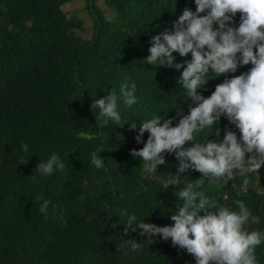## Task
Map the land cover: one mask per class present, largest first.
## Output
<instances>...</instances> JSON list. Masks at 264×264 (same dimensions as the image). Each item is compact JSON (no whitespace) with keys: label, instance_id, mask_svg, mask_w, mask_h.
<instances>
[{"label":"trees","instance_id":"obj_1","mask_svg":"<svg viewBox=\"0 0 264 264\" xmlns=\"http://www.w3.org/2000/svg\"><path fill=\"white\" fill-rule=\"evenodd\" d=\"M70 1L0 0V264H195L171 238L155 236L148 245L139 229L122 236L126 225L117 214L127 209L146 222L173 225L170 217L182 203L176 193L201 177L192 169L178 173L174 153L165 154L155 173L130 154L144 146L135 139L141 122L161 116V123L172 118L175 126L178 113L189 112L191 99L178 84L183 69L154 67L143 58L151 37L173 28L186 7L195 11V0H103L110 16L96 0H87L88 27L77 12L62 9ZM240 15L234 18L237 27ZM173 55L176 62L191 59V53ZM251 67L218 77L210 72L198 91L208 97L226 78ZM125 78L136 84L137 103L128 109L121 104L122 119H129L123 127L110 122L101 130L91 104L113 89L119 93ZM132 122L137 128L129 130ZM228 128L240 137L222 116L197 140L222 141ZM24 143L28 152L21 149ZM100 148L105 168L97 170L90 154ZM53 152L65 169L51 176L35 172ZM248 179V185L237 177L221 187L206 181L200 190L234 210L233 202L243 200L252 213L246 227L264 231V165ZM37 196L51 201L47 216ZM128 238L140 241L142 250L118 251ZM256 255L264 264V243Z\"/></svg>","mask_w":264,"mask_h":264},{"label":"clouds","instance_id":"obj_2","mask_svg":"<svg viewBox=\"0 0 264 264\" xmlns=\"http://www.w3.org/2000/svg\"><path fill=\"white\" fill-rule=\"evenodd\" d=\"M195 4L196 10L186 7L173 28L151 37L149 55L143 58L144 63L154 67L183 69L178 84L185 98L191 99L189 112L178 113L180 119L175 126L172 118L161 123V116L141 122L135 139L144 146L132 149L130 154L141 158L149 173H155L158 165L166 163L165 154L174 153L179 160L178 173L192 169L201 177L176 193L182 203L170 217L173 225L158 226L120 209L117 214L126 225L122 236L139 229L148 245L155 242V236L165 241L171 238L173 246L186 249L195 258V264H258L256 249L264 243V231H249L246 227L252 213L245 202L235 200L238 210H234L227 203L218 204L200 189L206 181L221 187L237 177L248 185V177L258 174L264 165V0H195ZM237 13L241 14L238 27L234 19ZM174 53L181 57L191 53V59L176 62ZM249 63L252 67L248 71L226 78L210 96L198 91L208 83L210 72L218 77L235 73L238 66ZM136 90V84H129L125 78L119 93L113 89L93 100L91 110L99 129L110 122L123 127L129 119H122L121 104L124 109L136 104ZM222 116L239 129L240 137L228 128L222 141H198L197 135L205 129L212 131ZM136 128V122L129 125V130ZM145 132L149 133L146 142L142 139ZM215 133L219 136L220 129L216 128ZM21 149L28 152L27 143ZM102 150L90 154L97 170L105 168ZM64 169L65 163L56 152L35 166V172L43 176ZM83 185L87 189L88 181L84 180ZM36 199L43 200L39 211L47 216L51 201L42 196ZM223 199L227 201V196ZM126 249L137 252L142 244L128 238L117 250L127 255Z\"/></svg>","mask_w":264,"mask_h":264},{"label":"rangeland","instance_id":"obj_3","mask_svg":"<svg viewBox=\"0 0 264 264\" xmlns=\"http://www.w3.org/2000/svg\"><path fill=\"white\" fill-rule=\"evenodd\" d=\"M95 3L97 6H100L101 8L106 9V12L109 16L113 14V11L105 6L103 0H96ZM86 4H87V0H72L66 3L65 5H63L62 9L67 14H70L73 11L77 12L83 19L84 25L88 27L91 24V19L89 17Z\"/></svg>","mask_w":264,"mask_h":264}]
</instances>
